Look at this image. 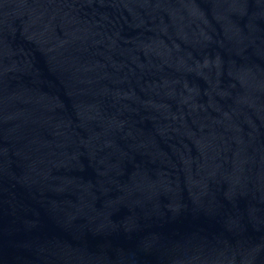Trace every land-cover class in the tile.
<instances>
[{
  "label": "water",
  "instance_id": "obj_1",
  "mask_svg": "<svg viewBox=\"0 0 264 264\" xmlns=\"http://www.w3.org/2000/svg\"><path fill=\"white\" fill-rule=\"evenodd\" d=\"M0 264H264V0H0Z\"/></svg>",
  "mask_w": 264,
  "mask_h": 264
}]
</instances>
